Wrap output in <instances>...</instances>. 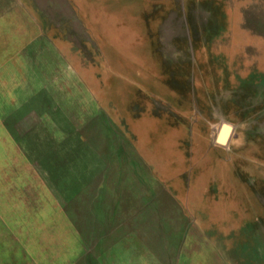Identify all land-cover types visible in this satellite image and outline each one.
Wrapping results in <instances>:
<instances>
[{"label":"rangeland","instance_id":"1","mask_svg":"<svg viewBox=\"0 0 264 264\" xmlns=\"http://www.w3.org/2000/svg\"><path fill=\"white\" fill-rule=\"evenodd\" d=\"M226 1L231 16L242 21L233 38L248 44L231 48L239 53L244 47L248 62L255 63L264 54V43H253V38L264 41V0ZM219 11L217 39L227 27ZM99 55L68 0H0V264H115L108 248L116 239L104 232L114 203L127 207L145 197L151 204L169 197L162 206L169 219H162V226L157 221L153 232H144L147 227L140 224L150 254L136 264H264L261 206L246 215L244 205L232 212L220 204L208 214L186 204L208 182L206 163L198 166L193 160L189 130L199 126L210 133L223 110L215 109L216 121L208 125L202 105L185 103L182 150L174 143L176 154L167 158L137 156L135 149L165 152L170 142L161 133L150 134L159 129L154 116L133 127L114 110L107 114L97 106ZM152 110L155 117L163 111L158 103ZM165 182L167 196L159 186ZM178 184L184 192L174 189ZM210 191L216 203L226 199V190ZM248 191L264 200V190ZM56 200L61 217L55 227L50 214ZM29 219L38 231L18 232Z\"/></svg>","mask_w":264,"mask_h":264},{"label":"crops","instance_id":"2","mask_svg":"<svg viewBox=\"0 0 264 264\" xmlns=\"http://www.w3.org/2000/svg\"><path fill=\"white\" fill-rule=\"evenodd\" d=\"M68 1L100 54V63L95 68L97 106L107 114L114 110L133 127L138 121L149 123V118L154 116L152 123L159 129H150V134L161 133L170 142L165 152L152 154L149 150L135 149L137 156L167 158L176 154L174 143L182 150L186 139L185 103L196 109L202 105L207 110L208 125L216 121L214 112L220 108L221 123L217 128L215 123L211 124L214 127L210 133L203 132L199 126L189 130L191 137L187 139L192 138L195 143L193 160L206 163L208 182L200 193L194 191L198 196L186 204L202 207L208 214L215 212L220 204L230 207L232 212L237 204L244 205L248 210L244 211L246 215L249 209L256 213L259 206L262 209L264 200L249 195L248 190L261 193L264 190V54L257 56L255 63L248 62L244 48L248 44L233 38L234 29L242 31V21L231 16L234 12L231 3L226 0ZM217 8L227 26L218 39L214 31ZM262 39L253 38V43L261 46ZM236 43L244 44L239 53L231 48ZM257 99L260 101L256 102ZM157 103L163 111L155 117L152 108ZM121 109L128 112L120 113ZM193 123L199 124L198 120ZM224 124L231 126V132L227 141L220 143L218 138L221 130V136L224 133ZM180 171L183 172V167ZM159 186L167 196L168 182ZM212 188L226 190V199L216 203L213 197V201L208 196ZM174 189L184 192L185 187L178 184ZM147 199H132L127 207L114 203V213L104 232H111L116 239L108 248L115 264L143 261L145 253L150 254V242L143 233V237L140 235L143 232L140 224L147 227L144 232H153L157 221L162 226L161 220L169 219L168 209L162 208L169 197L152 204ZM52 206L50 220L56 227L58 220L54 216L57 213L60 219L61 203L56 200ZM261 209L259 213L264 216ZM173 215L177 216L172 213L171 218ZM175 219L180 221L178 216ZM29 220L18 232L38 231L34 220ZM163 226L166 227L165 223Z\"/></svg>","mask_w":264,"mask_h":264},{"label":"water","instance_id":"3","mask_svg":"<svg viewBox=\"0 0 264 264\" xmlns=\"http://www.w3.org/2000/svg\"><path fill=\"white\" fill-rule=\"evenodd\" d=\"M224 127H227L228 129H230V132H231V126H230V125H228V124H224L223 128H224ZM223 128H222V129H223ZM230 132H229V134H230ZM221 133H222V130H221ZM221 133H220V135H219L218 141H219L220 143H225V142L227 141L229 135H228V137H227L226 140H223V139L221 138ZM38 215H39V214H36V213H35V216L37 217V218H36L37 220H38ZM54 217H55V219L58 220V219H59V214L56 213ZM36 219H35V220H36Z\"/></svg>","mask_w":264,"mask_h":264},{"label":"bare ground","instance_id":"4","mask_svg":"<svg viewBox=\"0 0 264 264\" xmlns=\"http://www.w3.org/2000/svg\"><path fill=\"white\" fill-rule=\"evenodd\" d=\"M229 132H230V129H228L227 127H225V129H224V133L222 134L221 138H222L223 140H226L227 137H228V135H229Z\"/></svg>","mask_w":264,"mask_h":264}]
</instances>
